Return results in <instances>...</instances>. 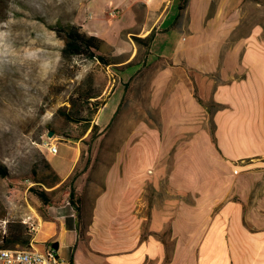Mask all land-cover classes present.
Returning <instances> with one entry per match:
<instances>
[{
	"label": "crops",
	"instance_id": "crops-1",
	"mask_svg": "<svg viewBox=\"0 0 264 264\" xmlns=\"http://www.w3.org/2000/svg\"><path fill=\"white\" fill-rule=\"evenodd\" d=\"M195 7L200 19L191 17L190 35L198 34L206 10L203 4ZM260 32L255 26L224 52L194 51L202 35L188 52L178 42L170 47L168 38L159 39L156 48L167 57L193 65L195 80L178 78L176 65L164 67L148 94L159 126L143 118L134 131L139 139L118 152L116 161L83 163L74 182L79 212L66 201L67 209L56 210L52 218L39 216L31 244L44 249L57 243L56 264H264ZM91 169L100 172L90 175Z\"/></svg>",
	"mask_w": 264,
	"mask_h": 264
},
{
	"label": "rangeland",
	"instance_id": "rangeland-1",
	"mask_svg": "<svg viewBox=\"0 0 264 264\" xmlns=\"http://www.w3.org/2000/svg\"><path fill=\"white\" fill-rule=\"evenodd\" d=\"M169 1L0 0V163L9 172L8 177H0V245L2 237L15 227L24 229L29 241L34 234L28 232L27 220L52 218L56 210L67 209L63 187L51 193L49 202L39 200L33 172L38 177L47 175L50 181L53 173L62 179L87 161H116L118 152L125 153L139 139L140 134L134 131L143 118L148 125L160 124L151 116L148 94L161 70L176 65L178 78L195 80L193 65L184 58L167 57L156 48L160 40L168 38L165 41L170 47L178 42L188 52L197 35H202L194 41V51L224 52L256 26L261 28L259 39L264 42V0H186L177 19L180 0H173L164 14ZM197 4L206 10L199 26H194L198 34L190 35L191 17L197 22L200 19ZM65 24H75L86 34L97 36L101 40L98 52L109 63L63 57V40L52 27ZM152 29L157 41L147 52L143 42L134 37H144ZM244 45L241 43L242 49ZM81 89L97 94L88 101L91 121L85 131L84 125L66 120L60 112L69 109V101ZM105 102L108 104L101 110ZM212 105L207 103L209 108ZM206 117L212 131L209 113ZM93 124L98 127L96 137L87 148ZM49 131L53 133L48 135ZM43 141L55 144L57 151L49 152ZM166 162L170 163V158ZM96 172L100 170L89 171L90 175ZM58 185L42 184L46 190ZM59 244L64 260L67 253L61 250V241Z\"/></svg>",
	"mask_w": 264,
	"mask_h": 264
},
{
	"label": "trees",
	"instance_id": "trees-1",
	"mask_svg": "<svg viewBox=\"0 0 264 264\" xmlns=\"http://www.w3.org/2000/svg\"><path fill=\"white\" fill-rule=\"evenodd\" d=\"M186 4V0H180L178 3V12L182 11ZM178 15L176 16V18ZM175 18V19H176ZM172 25V24H171ZM56 33L63 40V45L61 47V54L65 58H71L74 56L84 57L87 60H97L103 65L109 63L108 59L101 55L98 50L101 46V40L95 35H88L82 31L79 26L75 24H65V25H55L52 27ZM154 35V29H152L148 35L144 37H134L138 42H143L145 45V50L148 52V46ZM125 87V83L123 84ZM97 96L89 90L81 89L77 91L74 97L69 101V109H60L61 114L68 121L80 123L84 125V131L89 127L91 121V111L89 106V99ZM97 125L93 124L89 133V139L87 140V148L90 147V141L96 137ZM83 131V132H84ZM71 138V137H69ZM76 138V137H74ZM49 168V164L47 163ZM79 175V170L74 167L70 174L65 178L61 179L58 174L53 173L52 179L49 181L47 175L37 176L36 172L32 173V179L36 190L34 193L42 202H49L51 193L55 192L57 189H66V201L69 205L76 211L79 212L80 198L75 190L74 182ZM9 176V172L5 165L0 163V177L6 178ZM59 183L57 187L52 190H46L42 184H47V186H53ZM15 242L21 244L27 243V239L24 237V229L20 227H15L8 236L2 237L1 246L10 247L13 246Z\"/></svg>",
	"mask_w": 264,
	"mask_h": 264
},
{
	"label": "built area",
	"instance_id": "built-area-1",
	"mask_svg": "<svg viewBox=\"0 0 264 264\" xmlns=\"http://www.w3.org/2000/svg\"><path fill=\"white\" fill-rule=\"evenodd\" d=\"M43 145L49 152H56V145L43 141ZM26 227L29 233L35 234L37 230V222L34 220H27ZM34 236V235H33ZM30 244L25 247H2L0 246V264H56L57 257L55 249L52 246H47L44 249H38L31 243L34 241L33 237L30 239Z\"/></svg>",
	"mask_w": 264,
	"mask_h": 264
},
{
	"label": "water",
	"instance_id": "water-1",
	"mask_svg": "<svg viewBox=\"0 0 264 264\" xmlns=\"http://www.w3.org/2000/svg\"><path fill=\"white\" fill-rule=\"evenodd\" d=\"M53 132L52 131H49L48 132V135H51ZM53 247L55 248V247H57V243H53Z\"/></svg>",
	"mask_w": 264,
	"mask_h": 264
}]
</instances>
